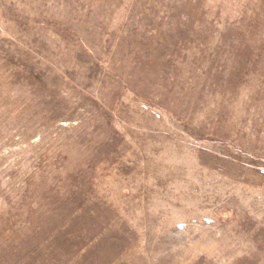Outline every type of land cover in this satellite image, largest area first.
Returning <instances> with one entry per match:
<instances>
[{"label": "rangeland", "instance_id": "obj_1", "mask_svg": "<svg viewBox=\"0 0 264 264\" xmlns=\"http://www.w3.org/2000/svg\"><path fill=\"white\" fill-rule=\"evenodd\" d=\"M0 264H264V0H0Z\"/></svg>", "mask_w": 264, "mask_h": 264}]
</instances>
